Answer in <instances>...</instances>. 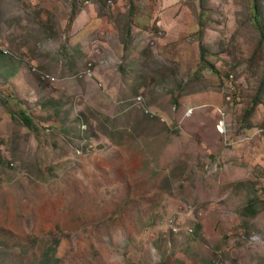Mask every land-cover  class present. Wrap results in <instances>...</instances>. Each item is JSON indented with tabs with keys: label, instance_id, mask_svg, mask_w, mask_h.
<instances>
[{
	"label": "rangeland",
	"instance_id": "obj_1",
	"mask_svg": "<svg viewBox=\"0 0 264 264\" xmlns=\"http://www.w3.org/2000/svg\"><path fill=\"white\" fill-rule=\"evenodd\" d=\"M259 25L264 0H0V264H264Z\"/></svg>",
	"mask_w": 264,
	"mask_h": 264
},
{
	"label": "trees",
	"instance_id": "obj_2",
	"mask_svg": "<svg viewBox=\"0 0 264 264\" xmlns=\"http://www.w3.org/2000/svg\"><path fill=\"white\" fill-rule=\"evenodd\" d=\"M259 27H260V25H259ZM260 29H261L262 34L264 35V29L261 28V27H260ZM24 120L26 121V123L28 125H32V121L30 119L24 118ZM257 203H258L257 200L249 201L247 206L243 209V213H245V214L247 213L248 214V213L254 211L256 209V207H257ZM47 256H49V254H47Z\"/></svg>",
	"mask_w": 264,
	"mask_h": 264
}]
</instances>
